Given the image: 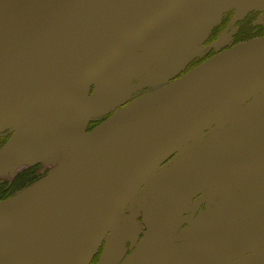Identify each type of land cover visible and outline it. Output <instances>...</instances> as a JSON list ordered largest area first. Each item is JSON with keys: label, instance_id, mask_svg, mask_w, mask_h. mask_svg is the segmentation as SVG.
<instances>
[{"label": "water", "instance_id": "obj_1", "mask_svg": "<svg viewBox=\"0 0 264 264\" xmlns=\"http://www.w3.org/2000/svg\"><path fill=\"white\" fill-rule=\"evenodd\" d=\"M208 1L0 0V136L10 134L0 150V178L50 160L66 167L74 159L28 192L0 201V264H91L120 226V246L138 245L142 226L122 216L140 190L173 155L264 97L263 36L234 45L130 101L97 132H89L94 80L218 19L230 2L207 6ZM111 4L101 27L89 34ZM190 11L187 19L155 35ZM184 47L173 64L158 65L157 70H167L163 81L188 64L195 50ZM240 168L186 190L152 213L147 219L151 232L140 243L156 241L162 258L152 253L139 264H240L254 250L262 254L249 264H264V228L250 237L241 236L237 227L212 237L241 240L228 247L202 239L187 248L172 244L170 226L178 205ZM14 198L23 201L11 204ZM253 222L262 225L264 216ZM205 249L209 260L193 262L191 251ZM125 253L112 264H135L130 256L121 262Z\"/></svg>", "mask_w": 264, "mask_h": 264}, {"label": "flooded vegetation", "instance_id": "obj_2", "mask_svg": "<svg viewBox=\"0 0 264 264\" xmlns=\"http://www.w3.org/2000/svg\"><path fill=\"white\" fill-rule=\"evenodd\" d=\"M190 14L191 11L174 23L161 28L155 35L162 34L187 19ZM203 35V39L199 38L185 47L182 43L175 42L162 51L146 57L150 62L147 66L155 68L166 58H172L168 54L173 48L177 51L182 47L186 50H195L183 70L164 84L139 89L135 93L136 96L129 98L128 102L140 97L142 93L145 95L152 89L176 81L201 63L234 45L263 37L264 15L254 11L245 18L238 19L235 11L230 10L224 12ZM140 68L136 71L141 72ZM262 110H264V97L255 104L253 112L242 113L235 120L206 132L199 141L190 144L163 164L132 200L125 213L131 221L142 226L139 240L144 239L151 232L147 225L148 217L154 212H160L167 201L170 202L190 188L216 182L238 166L241 168L233 175L222 179L213 187L193 194L178 205L173 212V215L176 214L178 217L171 224L172 244L176 249L187 248L188 243L202 239L211 242L213 246L228 247L238 244L241 240H212V237L236 227L240 228L238 232L241 236L250 237L264 228V223L262 225L260 222L249 223L264 216V136L251 128L259 120ZM9 136L1 138L0 148L9 140ZM50 170L51 168L36 165L23 169L13 180L8 182L4 180L8 187L13 188L11 197ZM243 225L245 226L242 227ZM132 250V245L127 244V252L123 259H126ZM202 253L204 256H199ZM207 253L206 249L192 250L191 254L195 256L193 262L208 261V256H205ZM250 253L251 255L246 257L247 262L242 261L240 264H249L262 254L257 250ZM189 258L193 259L192 256ZM98 261L95 258L91 264H97Z\"/></svg>", "mask_w": 264, "mask_h": 264}, {"label": "rangeland", "instance_id": "obj_3", "mask_svg": "<svg viewBox=\"0 0 264 264\" xmlns=\"http://www.w3.org/2000/svg\"><path fill=\"white\" fill-rule=\"evenodd\" d=\"M216 1L217 0H209L206 4L207 6H210L214 4ZM226 9H227L226 12L230 10L232 11L234 10L235 15L237 16L238 19H243L249 13L254 11L264 15V0H230L229 5L226 7ZM244 13L245 15L243 16ZM216 21L217 19L215 20L214 18L204 24L199 25L198 27H194L187 35H183V38H181L177 42L182 43L184 46L186 44L193 43V41L195 42L199 38L203 39L204 32H206L210 28V26L214 24ZM173 57L174 56H172V58ZM171 59H169L168 57L165 60H163L162 61L163 66L166 65ZM149 64L150 62L148 58L144 60L138 59L135 61H131L122 69L115 71L113 73L99 76L94 80L92 84L91 96H90V102L92 106V118L89 126L90 133L97 132L101 128V125H103L111 116H113L114 113L127 106L130 103L128 102V100H130L131 97H135L136 96L135 93L138 92L139 89H143V87H155L157 84L161 85L167 81V80L163 81V79H165V77L168 76L167 70H157L158 69L157 66H155V68H151V66H147ZM139 67H141L140 68L141 72L136 71ZM155 89H152L151 91ZM140 95L143 96V93ZM117 106L120 107L116 108ZM254 108H255V104L250 108L244 109L241 112V114L246 112L251 113L253 112ZM93 123H95L94 126H92ZM251 128L253 131H256L257 133H261L264 136V117L259 116V120L256 123H254L251 126ZM8 132L9 131H7L6 133L8 134ZM6 143L7 141L4 143V145ZM3 146L0 148V150L3 148ZM73 160L74 159H68L65 165L66 167L63 166L64 165L63 162L52 163V160L49 161L51 163H49L48 165H45L46 163H39L28 167H23L20 170H18L16 175L13 177L0 178V185L2 183L4 184L10 180H13L18 175V173H20V171H22L23 169L33 167L36 165H42L44 167L51 168V170L47 174L43 175V177H41L40 179L37 178L33 180L30 184H28V186L24 190H22L20 193H17L15 196L21 195L23 193L28 192L36 184L40 183L51 174L59 170L62 171L72 166L74 164ZM4 180L7 182H5ZM125 213L122 216L123 219L128 217L125 216ZM123 231H124L123 227L120 226L117 231L115 229L109 234V236L107 237V239L105 240V242L103 243V245L100 247L99 251L93 258V260H95V258L96 260H99L97 264H101V261L103 264H112V262L115 260V257L121 256V254L123 253V251L125 252V250L127 252V244L130 245L132 244L131 242L128 241L127 243L124 244L123 248L122 246H120L121 240L123 241L124 239ZM170 235H173L172 225L170 226ZM136 244L138 245L136 246L133 245L132 246L133 250L128 255L130 256L129 259L131 260V262L135 260V264H139L138 260L141 257L154 256L152 253L154 254L156 253L155 255H157V257L159 258L161 257V255L158 252V248L156 247V241L151 239H145L144 241L142 240L141 243L139 240V242H137ZM125 260L126 259L122 258L121 262H124ZM113 264H121V263L115 261ZM143 264H147V263H143ZM160 264H164V263H160Z\"/></svg>", "mask_w": 264, "mask_h": 264}, {"label": "bare ground", "instance_id": "obj_4", "mask_svg": "<svg viewBox=\"0 0 264 264\" xmlns=\"http://www.w3.org/2000/svg\"><path fill=\"white\" fill-rule=\"evenodd\" d=\"M114 5V4H113ZM113 5L111 4V5H109V6H107V8H106V10L103 12V13H101V14H99L98 15V17H97V19L95 20V22L93 23L94 24V26H93V28H91L90 29V33L89 34H91L92 32H94V31H96V30H98L100 27H101V25H102V23H103V21H104V19L106 18V16L108 15V13L111 11V9H112V7H113ZM78 49V48H77ZM77 51V50H76ZM75 50L73 51V52H76ZM169 56H175L173 59H171L169 62H168V64H173L175 61H176V58H177V49H175V48H173L172 50H169ZM168 64H166V65H164V67L165 66H169ZM17 201L19 202V203H21L22 201H23V198H14V199H12L11 201H10V203L11 204H13V203H17Z\"/></svg>", "mask_w": 264, "mask_h": 264}, {"label": "trees", "instance_id": "obj_5", "mask_svg": "<svg viewBox=\"0 0 264 264\" xmlns=\"http://www.w3.org/2000/svg\"><path fill=\"white\" fill-rule=\"evenodd\" d=\"M94 125H95V123H93L92 126H94ZM5 136H7V135L0 136V144H2L1 138H5ZM12 190H13V188L8 187L7 183H4V184L2 183L0 185V201L11 197L13 195Z\"/></svg>", "mask_w": 264, "mask_h": 264}]
</instances>
